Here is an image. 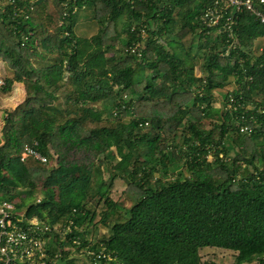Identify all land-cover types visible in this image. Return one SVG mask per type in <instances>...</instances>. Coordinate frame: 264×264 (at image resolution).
<instances>
[{
  "label": "trees",
  "instance_id": "trees-1",
  "mask_svg": "<svg viewBox=\"0 0 264 264\" xmlns=\"http://www.w3.org/2000/svg\"><path fill=\"white\" fill-rule=\"evenodd\" d=\"M14 1L0 0V58L11 71L1 90L18 82L25 96L0 127V200L49 226L72 222L64 238L45 235L47 252H60L57 264H77L81 248L111 253L100 264H222L202 261L204 247L235 252L230 264L262 259L264 114L260 126L240 132V109L222 112L212 90L240 82L245 69L253 80L244 99L264 105V65L253 53L264 26L239 15L244 49L223 57L225 36L199 29L208 0H76L75 12L72 0L66 8L64 0ZM15 5L33 8L24 17ZM85 9L98 24L90 37L76 33ZM134 43L140 55L130 51ZM26 146L47 161L21 159ZM109 157L118 159L105 177ZM183 157L181 171L173 160ZM117 178L126 182L128 207L110 197ZM93 200L104 204L107 233L98 240L83 230Z\"/></svg>",
  "mask_w": 264,
  "mask_h": 264
},
{
  "label": "built area",
  "instance_id": "built-area-1",
  "mask_svg": "<svg viewBox=\"0 0 264 264\" xmlns=\"http://www.w3.org/2000/svg\"><path fill=\"white\" fill-rule=\"evenodd\" d=\"M9 3H14V0H5ZM33 0H30L32 2ZM69 0H64L62 5L66 8ZM129 4L136 1L147 0H123ZM72 12L78 9L76 0H72ZM84 8V5L82 6ZM32 6H16L15 11L27 17L26 12L32 9ZM247 13L252 15L260 24L264 26V0H208V3L203 8L198 20L201 25L200 30L206 29L207 34L220 33L225 36L224 46L220 49V55L229 57L231 51L238 48L244 49L240 45L237 34L239 15ZM66 10L63 13L65 17ZM216 30V31H214ZM21 44L27 40V35L19 31ZM67 32H65V35ZM144 28L139 30V36L142 42L146 38ZM264 40V37H261ZM37 44V41H35ZM140 43H134L130 46V51L137 55L141 54ZM254 55L261 57L260 64L264 65V41L259 44ZM233 60L235 57H231ZM239 63L243 62V56L237 57ZM245 69H242L241 81H234V87L225 91L226 98L222 99L220 108L222 112L236 113L238 109L236 124L240 132L250 133L256 126L262 124V120H258V114H264V105L247 101L243 97L244 87L249 88V82L253 80L252 76L246 74ZM4 85V80L0 78V86ZM200 94V93H199ZM27 155L46 162L45 156L30 146H26L22 152L21 159ZM54 225L49 226L38 220L36 217L26 218L23 211L17 209L16 205L7 200H0V264H57L60 258V252L49 254L47 252L46 243L48 238L45 236L48 233H57L59 237L64 238L71 231L70 225ZM55 239H57L55 237ZM75 244H78V239H73ZM78 254L84 257L87 264H100L102 259L109 260L112 258L111 253L104 252V249H79ZM256 256L249 262L241 264H264V255Z\"/></svg>",
  "mask_w": 264,
  "mask_h": 264
},
{
  "label": "rangeland",
  "instance_id": "rangeland-1",
  "mask_svg": "<svg viewBox=\"0 0 264 264\" xmlns=\"http://www.w3.org/2000/svg\"><path fill=\"white\" fill-rule=\"evenodd\" d=\"M76 33L79 36H85V37H90L92 34H94L97 31L98 24L93 20L92 18V13L90 10H84L80 13V15L76 19ZM120 43V42H119ZM201 51H194L192 54V57L194 58V61L196 63V73L199 74V64L202 62V57L200 55ZM11 75V71L7 67L6 63L0 58V78L3 80ZM234 80H230L228 84H226L224 87L219 88V89H214L213 95L214 98L216 99V102H214L215 107H219L221 104V101L224 97V93L226 90L231 89L234 87ZM3 86V85H2ZM0 86V127L3 122V117H4V111L7 109L13 108L16 104L19 102L15 103L14 105H11L10 98L14 93H17V86L12 87V89L9 92H2ZM212 120V118H211ZM209 121L210 119H206L205 125L206 127H209ZM232 150L230 151V154L232 155L234 153V147L232 146ZM210 158V157H209ZM117 157H109L105 161L104 167V176L108 177L111 172H113V164L117 161ZM56 162V158L51 160V164L54 165ZM173 163L177 165L178 167H181V171L185 170V163H184V157L182 160H173ZM173 166V164H172ZM172 173L177 172V170H171ZM127 191V185L126 182L122 179L117 178L114 181V184L110 190V197L117 201L120 205H123L125 207H128L130 203L132 202L130 199V196L128 195ZM34 197H40L39 192H36ZM31 197L25 198L26 201L30 200ZM89 207L94 209L95 214L91 217V221L87 224L88 226L83 229L85 231V234L88 238H93V240H98L100 239L103 235L107 233V229L100 224L99 222V214L100 211L103 210L104 204L102 202H97L96 200L90 201L88 204ZM94 242V241H93ZM76 259H77V264H85V259L82 255L75 253L73 254ZM200 255H201V260L206 261V260H212L218 263L222 264H230L233 262L234 257H235V252L228 250V249H222V248H217V247H204L200 249Z\"/></svg>",
  "mask_w": 264,
  "mask_h": 264
},
{
  "label": "crops",
  "instance_id": "crops-1",
  "mask_svg": "<svg viewBox=\"0 0 264 264\" xmlns=\"http://www.w3.org/2000/svg\"><path fill=\"white\" fill-rule=\"evenodd\" d=\"M14 86H17L18 91H17V93H14V95L11 96V98H10L11 105H14L17 102L22 101L24 96H25L24 86L22 83L15 82L12 87H14ZM217 89H219V88H217ZM213 91L214 90H212V92Z\"/></svg>",
  "mask_w": 264,
  "mask_h": 264
}]
</instances>
